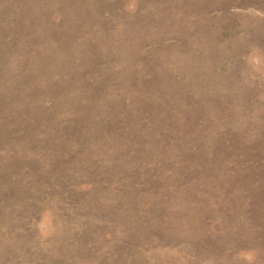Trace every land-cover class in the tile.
<instances>
[{
    "label": "rangeland",
    "instance_id": "obj_1",
    "mask_svg": "<svg viewBox=\"0 0 264 264\" xmlns=\"http://www.w3.org/2000/svg\"><path fill=\"white\" fill-rule=\"evenodd\" d=\"M0 264H264V0H0Z\"/></svg>",
    "mask_w": 264,
    "mask_h": 264
}]
</instances>
